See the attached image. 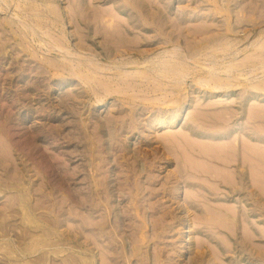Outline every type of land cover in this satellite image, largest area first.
Wrapping results in <instances>:
<instances>
[{
    "label": "rangeland",
    "instance_id": "obj_1",
    "mask_svg": "<svg viewBox=\"0 0 264 264\" xmlns=\"http://www.w3.org/2000/svg\"><path fill=\"white\" fill-rule=\"evenodd\" d=\"M29 1L0 0V264H264V0Z\"/></svg>",
    "mask_w": 264,
    "mask_h": 264
},
{
    "label": "bare ground",
    "instance_id": "obj_2",
    "mask_svg": "<svg viewBox=\"0 0 264 264\" xmlns=\"http://www.w3.org/2000/svg\"><path fill=\"white\" fill-rule=\"evenodd\" d=\"M3 1H4V0H3ZM5 1H6V0H5ZM13 1H14V0H13ZM19 1H20V0H19ZM27 1H29V0H27ZM11 2H12V1H11ZM15 2H16V1H15ZM24 2H25V1H24ZM24 2H23V3H24ZM30 2H31V1H29V4H31ZM7 3H8V2H7ZM9 3H10V2H9ZM9 3H8V4H9ZM16 3H18V2H16ZM5 4H6V3H5ZM18 4H19V3H18ZM21 4H22V3H21ZM26 4H27V3H26ZM222 6H225V8H222V9H225V11H226V9H228V8H226L227 5H221V7H222ZM110 10H111V8H110ZM225 11L223 10V12H225ZM50 12H51V11H50ZM138 12H139V11H138ZM13 13H14V12H13ZM226 13H228V12L226 11ZM99 14H100V13H99ZM228 15H229V14H228ZM103 16H104V15H103ZM112 16H113V15H112ZM112 16H110V18H112ZM116 16H117V15H116ZM97 19H98V18H97ZM106 20H107V19H106ZM53 21H54V20H53ZM100 21H102L101 18H100ZM109 21H111V20H109ZM112 21H113V20H112ZM114 21H115V20H114ZM106 22H107V21H106ZM112 23H113V22H112ZM116 23H117V22H116ZM228 25H230V24L228 23ZM228 25H226V26H227L226 28H228ZM121 27H122V26H121V23L119 22V24H116L114 28L117 29V28H121ZM109 28H110V27H109ZM100 29H101V28H100ZM111 29H112V28H111ZM97 30H98V29H97ZM230 30H231V29H230ZM118 31H120V30H118ZM118 31H116V32L119 33ZM226 31H227V29H226ZM228 31H229V30H228ZM99 32H100V31H99ZM111 32H112V30H111ZM116 32H115V33H116ZM42 33H43V32H42ZM46 33H47V32H45V36L47 37V34H46ZM40 35H41V34H40ZM42 35H43V34H42ZM42 35H41V36H42ZM50 35H51V34H50ZM108 35H109V34H108ZM121 35H122V34H121ZM123 35H124V34H123ZM41 36H40V37H41ZM111 36H112V35H110V37H111ZM40 37H39V38H40ZM43 37H44V35H43ZM49 37H51V36H49ZM112 38H113V37H112ZM125 38H126V37H125ZM42 39H43V38H40V40H41L40 42H42ZM133 39H134V38H133ZM45 40H47V39L45 38ZM49 40H50V38H49ZM51 40H52V39H51ZM121 40H122V39H121ZM129 40H130V39H129ZM139 40H140V38H139ZM52 41H53V40H52ZM54 41H55V40H54ZM59 41L61 42V39H60ZM137 41H138V40H137ZM137 41H136V43H137ZM140 41H141V40H140ZM44 42H45V41H44ZM48 42L50 43V41H48ZM48 42H47V43H48ZM55 42H56V44H57V41H55ZM138 42H139V41H138ZM35 43H36V42H35ZM117 43H118V40H117ZM226 43H227V42H226ZM52 44H53V43H52ZM129 44H132V43H129ZM137 44H138V43H137ZM228 44H229V43H228ZM228 44H227V45H228ZM257 44H258L259 46L261 45V44H259V43H257ZM257 44H256V46H255V49H258V47H257L258 45H257ZM46 45H47V44H46ZM49 45H50V44H49ZM57 45L60 46L59 44H57ZM62 45H63V42H62ZM122 45H123V44H122ZM122 45H120L118 48H116V49L114 50V52H115L114 55H115V56L118 57V55H120V57H121L123 53H127V54H128V53H130V54H132V53L135 54V53H136V51L134 50V47H135V46H134L133 48H132L131 46H129L128 49H127V48H126V45H125V46H122ZM230 45H231V43H230ZM248 45H249V44H248ZM248 45H247V46H248ZM250 45H251V44H250ZM52 46H53V45H52ZM115 46H118V45L115 44ZM153 46H155V45H153ZM168 46H169V44H168ZM209 46H210V45H209ZM220 46H221V44H220ZM225 46H226V45H225ZM243 46H244V45H243ZM53 47H54V46H53ZM56 47H57V46H56ZM169 47H170V46H169ZM207 47H208V46H207ZM212 47H213V46H212ZM214 47H215V46H214ZM218 47H219V46H216V48H218ZM221 47H223V45H222ZM135 48H136V47H135ZM164 48H165V50H166V47H164ZM173 48H174V47H173ZM173 48H172V49H173ZM223 48H224V47H223ZM262 48H264V47L261 46L260 50H261ZM71 49H72V48H71ZM78 49H79V48H78ZM81 49H82V48H81ZM150 49H151V48H150ZM152 49H153V48H152ZM155 49H156V48H155ZM160 49H161V48H160ZM172 49H167V50H171V51L173 52V53H171V54H170V52H169L168 54H169V55H172V54H173V55H172V58H174L175 50H172ZM207 49L209 50V48H207ZM207 49H206V50H207ZM206 50L204 49L203 52L206 51ZM210 50H211V52H213V53H214V51H215V49L212 51V48H210ZM221 50H222V49H221ZM227 50H228V49H227ZM143 51H147V49H146V50L143 49ZM217 51L220 52V49H219V50L217 49ZM253 51H255V50L253 49ZM54 52H55V51H54ZM88 52H89V51H88ZM151 52H152V50H151ZM151 52H150V53H151ZM166 52H167V51H166ZM176 52H177V51H176ZM197 52H198V51H197ZM211 52L209 51V53H211ZM223 52H224V51H223ZM232 52H233V51H232ZM255 52H256V51H255ZM261 52H263V51H261ZM143 53H144V52H143ZM148 53H149V52H148ZM152 53H153V52H152ZM161 53H163V52H161ZM206 53H207V52H206ZM216 53H218V52H216ZM139 54H140V53H139ZM156 54H157V53H156ZM214 54H215V53H214ZM214 54H212V55H214ZM249 54H250V53H249ZM256 54H257V53H256ZM256 54H255V55H256ZM258 54H259V52H258ZM114 55H113V56H114ZM140 55H141V54H140ZM162 55H163V54H161V56H162ZM204 55H205V54H204ZM207 55H208V54H207ZM207 55H206V56H207ZM67 56H68V55H67ZM98 56H99V55H98ZM113 56H112V57H113ZM149 56H150V55H149ZM167 56H168V55H167ZM167 56H166V57H167ZM194 56H195V55H194ZM210 56H211V54H209V57H210ZM214 56L216 57V55H214ZM214 56H211V58L214 57ZM247 56H248V55H247ZM258 56L260 57V56H262V55H258ZM69 57H70V56H69ZM101 57H102V56H101ZM152 57H153V56H152ZM166 57H165V58H166ZM218 57H219V55H218ZM222 57H223V56H222ZM251 57H252V53H251ZM253 57H254V55H253ZM259 57H258V58H259ZM263 57H264V56H262V58H263ZM114 58H115V57H114ZM163 58H164V55H163ZM165 58H164V59H165ZM203 58H204V56H203ZM219 58H221V57H219ZM219 58H217V59H219ZM246 58H249V57H246ZM255 58H256V57H255ZM73 59H74V58H73ZM87 59H88V58H87ZM99 59H100V58H99ZM99 59H98V60H99ZM102 59H103V58H102ZM110 59H111V58H110ZM117 59H118V58H117ZM122 59H124V58H122ZM154 59H155V58H154ZM160 59H161V58H160ZM160 59L158 60L159 62L161 61ZM170 59H171L170 57H169V58L167 57V59H166L165 61L162 60V61H163V62H162L163 64L160 62V63L163 65L162 67H164V69H165V65H169V66L174 65V67L176 66L175 64H172V63H174L173 61H175V60H173V61L171 62ZM176 59H177V58H176ZM207 59H208V57H207ZM212 59H213V58H212ZM214 59H215V58H214ZM66 60H67V59H66ZM112 60H113V59H112ZM136 60H137V59H136ZM138 60H139V59H138ZM146 60H147V59H146ZM178 60H179V59H178ZM178 60H177V62H178ZM205 60H206V59H205ZM210 60H211V59H210ZM215 60H216V59H215ZM247 60H249V59H247ZM262 60H263V59H262ZM64 61H65V60H64ZM115 61H116V60H115ZM141 61H142V60H141ZM147 61H148L147 63L149 64V62L152 61V60L149 61V59H148ZM153 61H155V60H153ZM211 61H213V60H211ZM256 61H258V60H256ZM68 62H69V61H68ZM68 62H67V65H68ZM87 62H88V60H87ZM89 62H91V60H90ZM89 62H88L87 64H89ZM92 62L94 63V62H97V61H92ZM100 62H101V61H100ZM104 62H105V61H104ZM108 62H109V61H108ZM155 62H156V61H155ZM204 62H205V61H204ZM208 62H209V61H208ZM216 62H218V61H216ZM228 62H229V61H228ZM69 63L71 64V61H70ZM77 63H78V62H77ZM93 63H92V64H93ZM125 63H126L127 65H130L131 62H129V61H125ZM145 63H146V62H145ZM175 63H176V61H175ZM178 63H179V62H178ZM184 63H185V62H183L182 64L185 65ZM205 63H206V62H205ZM210 63L212 64V62H210ZM210 63H209V64H210ZM214 63H215V62H214ZM63 64H64V62H63ZM95 64H96V63H95ZM104 64H105V63H104ZM104 64H103V65H104ZM115 64H116V63H115ZM120 64L122 65V63H120ZM120 64H119V66H121ZM126 64H124V65H126ZM151 64H153V63H151ZM154 64H155V63H154ZM161 64H160V65H161ZM164 64H165V65H164ZM179 64H180V63H179ZM179 64H178V65H179ZM216 64H217V63H216ZM218 64H219V63H218ZM222 64H225V62H224V63H221V65H222ZM228 64H230V66H229ZM232 64H233V65H231V63H227L228 66L225 65L227 68H226L224 65H222V67L224 66V68H226V70L224 71L225 74H226L227 71H230L231 69L233 70V68H234V63H232ZM241 64H242V63H241ZM259 64H260V63H259ZM261 64H263V63H261ZM261 64H260V65H261ZM99 65H100V64H99ZM106 65H107V62H106ZM108 65H111V62H110V64L108 63ZM112 65H114V64H112ZM127 65H126V66H127ZM155 65H156V64H155ZM160 65H158V66H160ZM199 65H200V64H199ZM202 65H204L203 62L201 63L200 66H202ZM221 65H220V66H221ZM242 65H243V64H242ZM242 65H240V66H242ZM247 65H248V64H247ZM256 65H257V64H256ZM263 65H264V64H263ZM90 66H92L91 63H90ZM104 66H105V65H104ZM136 66H137V65H136ZM140 66H142V65H140ZM150 66H151V65H150ZM152 66H153V65H152ZM180 66H182V65L180 64ZM187 66H188V65H187ZM204 66H207V64L204 65ZM204 66H203V67H204ZM232 66H233V68H232ZM237 66H238V65H237ZM248 66H249V65H248ZM72 67L75 68V69L77 68V67H74V66H72ZM87 67H88V66H87ZM93 67H94V64H93ZM93 67H92V68H93ZM96 67H97V66H96ZM107 67H108V66H107ZM111 67H113V66H111ZM115 67H116V65H115ZM124 67H125V66H124ZM134 67H135V66H134ZM162 67L160 66V68H162ZM166 67H167V66H166ZM171 67H172V66H171ZM171 67H170V69H172ZM182 67H183V66H182ZM182 67H181V68H178V71H179V70L182 71V69H183V71L186 70V69L184 70V68H182ZM203 67H202V68H203ZM212 67L214 68L213 65H212V66L209 65V68H212ZM215 67H216V65H215ZM217 67H219V66H217ZM222 67H221V68H222ZM230 67H231V68H230ZM258 67H259V66H258ZM82 68H83V67H82ZM88 68H89V67H88ZM88 68H87V69H88ZM94 68H95V67H94ZM100 68L102 69L103 66L100 65ZM104 68H105V67H104ZM109 68H110V67H108V69H109ZM119 68H121V67H118L117 70H118ZM160 68H159V69H160ZM167 68H169V67H167ZM204 68H207V69H208V66H207V67H204ZM213 68H212L211 71H213ZM221 68H219V70H220ZM246 68H248V67L246 66ZM261 68H262V67H261ZM97 69H99V67L96 68V71L99 72V70H97ZM111 69H112V68H111ZM115 69H116V68H115ZM123 69H124V68H123ZM123 69H121V70H123ZM128 69H129V68H128ZM130 69H131V68H130ZM147 69H148V68H147ZM154 69H155V67H154ZM164 69H163V70H164ZM175 69H177V68H175ZM175 69H173V70H174V71H177V70H175ZM187 69H188V68H187ZM194 69H195V68H194ZM216 69H218V68H216ZM222 69H223V68H222ZM235 69H237V67H235ZM235 69H234V70H235ZM242 69H244V68H242ZM77 70H78V69H77ZM105 70H107V69L105 68ZM112 70H113V69H112ZM152 70H153V68H152ZM160 70H161V72H163L162 69H160ZM166 70H167V69H166ZM223 70H224V69H223ZM223 70H222V71H223ZM232 70H231V73H233ZM238 70H240V69H238ZM248 70H249V69H248ZM259 70H260V69H259ZM261 70H262V69H261ZM85 71H88V70L85 69ZM89 71H91V69H90ZM96 71H93V73H94V72L96 73ZM118 71H119V73H120V69H119ZM131 71H132V70H131ZM131 71H130V72H131ZM133 71H134V70H133ZM156 71H157V69H156ZM171 71H172V70H171ZM171 71H169V72H171ZM178 71H177V73H180V71H179V72H178ZM214 71H215V70H214ZM214 71H213V72H214ZM217 71H218V70H217ZM217 71H216V72H217ZM245 71H246V70H245ZM251 71H252V70H251ZM78 72H79V71H78ZM98 72H97V73H98ZM101 72H103V71H101ZM107 72H110V71H107ZM113 72H115V70H114ZM121 72H122V71H121ZM128 72H129V71H127L126 74H128ZM130 72H129V73H130ZM135 72H137V70H135ZM149 72H150V71H149ZM149 72H147V73L150 74L151 72H150V73H149ZM152 72H153V71H152ZM157 72H158V71H157ZM161 72H158L157 74L160 75ZM208 72H210V71H208ZM234 72H235V71H234ZM247 72H248V71H247ZM249 72H250V71H249ZM84 73H86V72H84ZM84 73H83V76L85 75ZM95 73H94V75H95ZM103 73H104V72H103ZM115 73H117V72H115ZM119 73H118V75H121V74H119ZM153 73H154V75H155V73H156L155 70H154ZM153 73H152V75H153ZM159 73H160V74H159ZM166 73H167V72H166ZM171 73H173V72H171ZM174 73H175V72H174ZM174 73H173V74H174ZM182 73H183V72H181V74H182ZM184 73H185V72H184ZM217 73H218V72H217ZM219 73H220V72H219ZM229 73H230V72H229ZM237 73L239 74V72H237ZM240 73H241V72H240ZM81 74H82V73H81ZM86 74H87V73H86ZM126 74H125V76H127ZM130 74H131V73H130ZM132 74H133L132 77H131L130 75H128L129 78L131 77V79H132V78H135V74H134L133 72H132ZM132 74H131V75H132ZM138 74H139V76L143 75V74L140 75V73H139V71H138V73H136V77L138 76ZM167 74H168V73H167ZM246 74H247V73H246ZM88 75H89V74H88ZM90 75H92V74H90ZM94 75H93V76H94ZM99 75H100V74H99ZM99 75H98V76H99ZM144 75H146V73H145ZM162 75H164V74L162 73V74H161V77H162ZM169 75H171V74L169 73ZM182 75H184V74H182ZM242 75H243V74H242ZM242 75H241V76H242ZM249 75H250V74H249ZM83 76H82V77H83ZM86 76H87V75H85L84 77L87 78ZM93 76H92V77H93ZM128 76H127V77H128ZM156 76H157V75H156ZM171 76L174 77V76H176V75H174V76L171 75ZM184 76H185V75H184ZM241 76H240V77H241ZM84 77H83V78H84ZM90 77H91V76H90ZM94 77H95V76H94ZM96 77H97V76H96ZM99 77H100V76H99ZM99 77H98V78H99ZM101 77H102V76H101ZM143 77L145 78V76H142V78H143ZM153 77H154V76H153ZM177 77H178V76H177ZM180 77H181V76H180ZM103 78H104V77H103ZM111 78H113V77L111 76ZM111 78L109 77L110 80H111ZM117 78H120V79H121V77H119V76H117ZM123 78H124V75L122 76V79H123ZM138 78H139V77H138ZM144 78H143V79H144ZM146 78H147V76H146ZM148 78H151L150 75L148 76ZM154 78H155V80L153 79V81L156 82V84H157V82H158L159 80L157 79V77H154ZM164 78L167 79V77H165V76H164ZM170 78H171V77H170ZM181 78H182V77H181ZM218 78H219V77H218ZM90 79H91V78H90ZM99 79H100V78H99ZM107 79H108V78H107ZM122 79H121V80H122ZM156 79H157L158 81H156ZM161 79H163V77H162ZM168 79H169V78H168ZM171 79H172V78H171ZM175 79H176V77H175ZM196 79H197V78H196ZM85 80L88 81V80H89V76H88V79H85ZM92 80H93V78H92ZM97 80H98V79H96V81L94 80V81H92V82H95V83L97 82V83L99 84V81H101L102 79L99 80V81H97ZM114 80H115V79H114ZM116 80H117V79H116ZM124 80L127 81V84L130 83V80H126L125 78H124ZM124 80H122V82H123ZM133 80H134V79H133ZM133 80H132V81H133ZM139 80H140V79H139ZM139 80H138V81H139ZM141 80H142V79H141ZM150 80H152V79H150ZM172 80L175 81L174 78H173ZM90 81H91V80H90ZM112 81H113V79H112L110 82L112 83ZM125 81H124V82H125ZM134 81H136V78H135ZM134 81H133V84H132V85H134V84L137 83V81H136V82H134ZM153 81H152V84L154 83ZM92 82H91V84H92ZM115 82H116V81H115ZM119 82H121V81H119ZM119 82H118V81L116 82V85H117V86H118L117 83H119ZM141 82H142V81H141ZM141 82L139 81V84H141ZM144 82H146V81H143V83H144ZM147 82H148V81H147ZM166 82H167V81H166ZM170 82H171V81H170ZM176 82H177V81H176ZM205 82H206V80H205ZM219 82H220V81H219ZM106 83H107V80H106ZM143 83H142V84H143ZM159 83L161 84V82H159ZM171 83H172V82H171ZM100 84H101V82H100ZM108 84H109V82H108ZM112 84H113V83H112ZM123 84H124V83H123ZM125 84H126V83H125ZM146 84H147V83H146ZM150 84H151V83H150ZM160 84L155 85V83H154V84L152 85V87H153L154 85L158 87V85H160ZM164 84H165V83H164ZM166 84H167V83H166ZM101 85L104 86V82H102ZM147 85H149V84H147ZM147 85H145V87H146ZM95 86H96V84L93 86V88H94ZM98 86H100V85H98ZM103 86H102V87H103ZM105 86H107V85H105ZM117 86H116V88H118ZM150 86H151V85H150ZM162 86H163V85H162ZM100 87H101V86H100ZM108 87H109V86H108ZM114 87H115V86H114ZM120 87H122V86H121V84L119 83V88H120ZM131 87H132V86H130V88H131ZM137 87H138V86H137ZM142 87H143V86H142ZM147 87H148V86H147ZM160 87H161V86H160ZM98 88H99V87H98ZM103 88L105 89V87H103ZM110 88H111V86H110ZM119 88H118V89H119ZM123 88H125V85L123 86ZM133 88H134V87H133ZM148 88H149V87H148ZM154 88H155V87H154ZM104 89H103V90H104ZM106 89H107V88H106ZM106 89H105V90H106ZM118 89H117V90H118ZM138 89H139V88H138ZM141 89H142V88H141ZM141 89H139V91H140ZM143 89H144V88H143ZM143 89H142V90H143ZM150 89H151V87H150ZM156 89H157V88H156ZM161 89H162V88H161ZM97 90H98V89H97ZM111 90H112V89H111ZM117 90H116V91H117ZM120 90H121V88H120ZM123 90L125 91L126 89H123ZM123 90H122V91H123ZM127 90H129V88H128ZM157 90H158V89H157ZM93 91H96V89H95V90L93 89ZM100 91H101V88H100ZM109 91H110V90L105 91V92H107V95L109 94V93H108ZM130 91H132V88H131ZM139 91L137 90V92H139ZM144 91H145V90H143V92H144ZM151 91H153V89H151ZM154 91H155V89H154ZM169 91H170V90H169ZM97 92H98V91H97ZM97 92H96V93H97ZM103 92H104V91H103ZM105 92H104V94H105ZM117 92H120V91L118 90ZM148 92H149V91H148ZM96 93H95V94H96ZM100 93H101V92H100ZM110 93L112 94L113 92L110 91ZM114 93H115V91H114ZM120 93H121V92H120ZM125 93H127V92H124V94H125ZM129 93H130V92H129ZM140 93H141V91H140ZM98 94H99V93H98ZM130 94L133 95L132 93H130ZM130 94H129V95H130ZM96 95H97V94H96ZM118 95H119V94H118ZM120 95H121V94H120ZM122 95H123V94H122ZM126 95H128V93H127ZM96 97H97V96H96ZM98 97H99V96H98ZM100 97H101V96H100ZM122 97L124 98V96H122ZM128 97L131 98V99H134V98H135V96H132V97H134V98H132V97H130V96H128ZM120 98H121V97H120ZM137 98H138V97H136L135 99H137ZM125 99H127V97H126ZM121 100H122V99H121ZM98 101H99V100H98ZM100 101H101V98H100ZM122 101H123V100H122ZM261 113H262V112H261ZM258 114H259V113H258ZM258 114H257V115H258ZM263 115H264V114H263ZM194 117H195V116H194ZM252 117H253V116H252ZM195 118H196V117H195ZM194 120H195V119H194ZM160 121H161V120H160ZM167 121H168V120H167ZM162 123H163V122H162ZM166 123H167V122H166ZM234 135H235V134H234ZM240 136H241V135H240ZM246 136H247V134H246ZM173 137H174V136H173ZM173 137H170V138L172 139ZM167 138H168V137H167ZM170 138H169V139H170ZM184 138H185V137H184ZM242 138H243V137H242ZM165 139H166V138H165ZM174 139H175V138H174ZM181 139H182V138H181ZM181 139H180V140H181ZM178 140H179V139H178ZM164 141H166V140H164ZM164 141H163V142H164ZM186 141H187V140H186ZM167 142H168V141H167ZM181 142H182V141H181ZM187 142H188V141H187ZM169 143H170V142H169ZM177 143H178V142H177ZM179 143H180V142H179ZM226 143H227V142H226ZM244 143H245V142H244ZM181 144H182V143H181ZM221 144H222V143H221ZM165 145H167V144H165ZM246 146H247V145H246ZM249 146H250V145H249ZM215 147H216V146H215ZM236 147H237V146H236ZM242 147H243V146H242ZM244 147H245V146H244ZM211 148H212V147H211ZM219 148H220V147H219ZM231 148H232V147H231ZM208 149H209V148H208ZM214 149H215V148H214ZM214 149H213V150H214ZM221 149H222V148H221ZM209 150H210V151H208V152H211V149H209ZM222 150H224V149H222ZM225 150H226V149H225ZM235 150H237V149L235 148ZM247 150H249V149L247 148ZM250 150H251V149H250ZM250 150H249V152H250ZM252 150H253V149H252ZM261 150H262V149H261ZM263 150H264V149H263ZM203 151H204V150H203ZM205 151H207V150H205ZM223 152H224V151H223ZM217 153H218V152H217ZM212 154H213V153H212ZM218 154H220V153H218ZM253 154H254V153H253ZM222 155H223V154H222ZM229 155H231V153H230ZM243 155H245L244 152H243ZM225 156H226V155H225ZM245 156L247 157L248 155L246 154ZM245 156H244V157H245ZM220 157H221V156H220ZM226 157H227V156H226ZM234 157H235V156H234ZM249 157H250V155H249ZM249 157H248V158H249ZM221 158H222V157H221ZM224 158H225V157H224ZM248 158H246V159H248ZM260 158H262V155H261ZM234 159H235V158H234ZM234 159H233V160H234ZM224 160H225V159H224ZM251 160H252V159H251ZM261 160H262V159H261ZM263 160H264V159H263ZM248 161L250 162V159H248L247 162H248ZM244 162H245V161H244ZM262 162H264V161H262ZM227 163H228V162H227ZM245 164H246V163H245ZM260 164L262 165V163H260ZM98 165H99V163H98ZM246 165H247V164H246ZM246 165H245V166H246ZM251 165H252V164H251ZM251 165H250V166H251ZM251 168H252V167H251ZM253 168H254V167H253ZM195 169H196V168H195ZM204 169H206V168H204ZM209 170H210V169H209ZM250 170H251V169H250ZM197 171H198V170H197ZM201 171H202V170H201ZM211 171H212V170H211ZM213 171H214V170H213ZM259 172H260V171H259ZM199 173H200V172H199ZM225 173H226V172H225ZM261 173H262V172H261ZM218 174H219V173H218ZM222 174H223V173H222ZM227 174H228V172H227ZM228 175H229V174H228ZM228 175H227V178H229ZM231 175H233V174H231ZM231 175H230V176H231ZM262 175H263V174H262ZM219 176H220L221 179H222L221 174H220ZM176 177H177V176H176ZM224 178H225V177H224ZM234 179H235V178H234ZM263 179H264V176H263ZM100 180H101V179H100ZM103 180H104V179H103ZM103 180H102V181H103ZM177 180H178V179H177ZM223 180H224V179H223ZM225 180H226V179H225ZM108 181H109V180H108ZM110 181H111V180H110ZM113 181H114V180H113ZM113 181H112V182H113ZM95 182H97L96 179H95ZM98 182H99V180H98ZM104 182H105V181H104ZM225 182H226V181H225ZM251 182H252V181H251ZM254 182H255V181H254ZM101 183H102V182H101ZM109 183H110V182H109ZM226 183H227V182H226ZM235 183H236V182H235ZM235 183H234V184H235ZM98 184H99V185H103V184H106V183H102V184L98 183ZM107 184H108V182H107ZM252 184H253V183H252ZM96 185H97V184H96ZM101 187H102V186H101ZM112 187H113V186H112ZM109 188H110V187H109ZM116 188H117V187H116ZM99 190H100V189H99ZM116 190H117V189H116ZM107 191H108V190H107ZM117 191H118V190H117ZM100 192H101V191H100ZM100 192H98V193H100ZM110 192H111V191H110ZM115 192H116V191H115ZM118 192H119V191H118ZM119 193H120V192H119ZM109 195H110V193H109ZM112 195H113V193H112ZM114 195H115V194H114ZM116 195H117V194H116ZM263 195H264V194H263ZM118 196H120V195H118ZM97 197H98V196H97ZM108 197H109V196H108ZM132 197H133V196H132ZM174 197H175V196H174ZM175 198H176V197H175ZM134 199H135V198H134ZM177 199H178V198H177ZM102 200H103V199H102ZM178 200H179V199H178ZM107 201H108V200H107ZM180 202H182V201H179V203H180ZM104 203H105V201H104ZM175 203H176V202H175ZM135 204H137V203L135 202ZM106 205H107V204H106ZM176 205H177V204H176ZM132 207H133V205H132ZM179 207H180L181 210H182V213H181V211H180V213H181V217H182V219H184V221H186V220H187V219H186V217H187V216H186V212H187V211H186V208H187V207H184V203H183V202L180 203V206H179ZM107 208H108V207H107ZM176 208H177V207H176ZM105 209H106V208H105ZM177 209H178V208H177ZM137 210H138V209H137ZM165 210H166V209H165ZM188 210H189V209H188ZM230 210H231V208H230ZM104 211H105V210H104ZM134 211H135V210H134ZM106 212H107V211H106ZM231 212H232V210H231ZM165 213H166V212H165ZM165 213H164V214H165ZM167 213H168V212H167ZM233 213H234V212H233ZM106 214H107V213H106ZM137 214H138V213H137ZM137 214H136V215H137ZM227 214H228V213H227ZM136 215H135V216H136ZM172 215H173V214H172ZM137 216H138V215H137ZM140 216H142V215H140ZM106 217H107V216H106ZM108 217H109V216H108ZM116 217H117V216H116ZM130 217H131V216H130ZM134 218H135V217H134ZM137 218H138V217H137ZM232 218H234V217H232ZM143 219H144V218H143ZM215 219H216V217H215ZM225 219H226V218H225ZM141 220H142V219H141ZM107 221H108V220H107ZM145 221H146V220H145ZM145 221L142 220V222H145ZM181 221H182V220H181ZM219 221H220V220H219ZM231 221H232V220H231ZM187 222H188V221H187ZM187 222H186V223H187ZM222 222H223V220H222ZM106 223H108V222H106ZM206 223H207V222H206ZM215 223H216V222H215ZM231 223H232V222H231ZM108 224H109V223H108ZM139 224H140V223H139ZM210 224H212V223H210ZM227 224H228V223H227ZM186 225H187V224H186ZM214 225H215V224H214ZM216 225H217V224H216ZM219 225H221V223H220ZM223 225H224V224H223ZM225 225H226V224H225ZM110 226H112V225H110ZM209 226H210V225H208V227H209ZM108 227H109V226H108ZM145 227H147V226H145ZM211 227H212V225H211ZM216 227H217V226H216ZM226 227H227V226H226ZM117 228H118V227H117ZM143 228H144V225H141V226L139 227V230H138V233H139L140 235H139V234H138L139 236L136 235L137 237H139V243H140V242H141V243L144 242V241H145L144 239H146L145 236H144V230H143ZM153 228H154V227H153ZM181 228H182V227H181ZM218 228H219V227H218ZM218 228H217V229H218ZM135 229H136V228H135ZM211 229H212V228H211ZM213 229H214V232H215V231H216L215 228H213ZM231 229H232V228H231ZM231 229H230V230H231ZM246 230H249V229H246ZM211 231H212V230H211ZM232 231H233V230H231V232H232ZM246 232H247V231H246ZM135 233H136V232H135ZM181 233H182V232H181ZM226 233H227V232H226ZM146 234H147V233H146ZM219 234H220V233H219ZM228 234H229V233H228ZM233 234H234V233H233ZM248 234H250V231L248 232ZM252 234H253V233H252ZM229 235H230V234H229ZM250 235H251V234H250ZM220 236H221V234H220ZM208 237H210V236H208ZM215 238H216V236H215ZM245 238H246V237H245ZM147 239H148V236H147ZM223 239H224V238H223ZM137 240H138V238H137ZM224 240H225V239H224ZM244 240H245V239H244ZM199 242H203V241L200 240ZM206 242H207V241H206ZM226 242H227V241H226ZM230 242H231V241H230ZM121 243H122V242H121ZM123 243H124V242H123ZM136 243H137V241H136ZM231 243H232V242H231ZM245 243H246V242H245ZM142 244H143V243H142ZM226 244H228V243H226ZM122 245H123V244H122ZM200 245H201V244H200ZM202 245H204V244L202 243ZM229 245H230V243H229ZM246 246H247V245H246ZM130 247H131V244H130ZM200 247H202V246H200ZM141 248H142V247H141ZM199 249H200V248H199ZM201 249H202V248H201ZM201 249H200V250H201ZM127 250H128V249H127ZM140 250H141V249H140ZM142 251H143V250H142ZM142 251H141V252H142ZM129 252H130V251H129ZM195 252H196V251H195ZM136 253H137V250H134V247H133V248H131V252L128 253V254H131V255H128V256H132V255H134V254H136ZM154 253H155V252H154ZM144 254H146V253L144 252ZM155 254H156V253H155ZM195 255H196V254H195ZM136 256H137V255H136ZM145 256H146V255H145ZM196 256H197V255H196ZM196 256H194V257L196 258ZM158 257H159V255H158ZM158 257H156V258L158 259ZM195 258H194V259H195ZM154 259H155V255H154ZM103 260H104V259H103ZM130 260H131V259H130ZM155 261H156V260H155ZM104 262H105V261H104ZM104 262H103V263H104ZM106 263H107V262H106ZM129 263H130V262H129ZM126 264H127V263H126Z\"/></svg>",
    "mask_w": 264,
    "mask_h": 264
}]
</instances>
